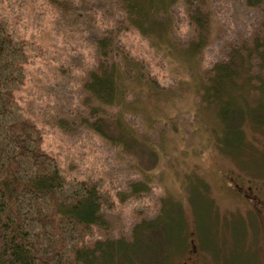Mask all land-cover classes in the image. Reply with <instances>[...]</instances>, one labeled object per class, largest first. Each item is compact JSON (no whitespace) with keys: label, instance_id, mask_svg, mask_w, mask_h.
Returning <instances> with one entry per match:
<instances>
[{"label":"rangeland","instance_id":"1","mask_svg":"<svg viewBox=\"0 0 264 264\" xmlns=\"http://www.w3.org/2000/svg\"><path fill=\"white\" fill-rule=\"evenodd\" d=\"M118 9L119 0H0V18L14 23L20 36L35 34L38 43L63 55L51 64L36 58L18 92L27 115L45 129L44 148L67 176H102L117 202L115 210L102 211L89 245L131 240L137 223L165 219L141 231L146 242L137 253L154 245L162 264H264V210L236 188L250 185L264 203V129L244 121L241 151H223L220 143L229 136L215 106L196 92L200 76L181 58L153 54L137 31L116 24ZM170 12L178 20L177 37L188 38L178 19L182 4L175 2ZM42 13L38 25L35 14ZM211 13L215 37L203 52V66L229 40L243 39L248 27L257 26L264 4L256 10L244 0H212ZM111 27L119 45L143 59L167 92L132 100L138 112L129 103L126 117L124 107L101 103L84 87L98 59L95 39Z\"/></svg>","mask_w":264,"mask_h":264},{"label":"trees","instance_id":"2","mask_svg":"<svg viewBox=\"0 0 264 264\" xmlns=\"http://www.w3.org/2000/svg\"><path fill=\"white\" fill-rule=\"evenodd\" d=\"M177 1L183 13L178 19L189 36L183 40L177 37L178 20L170 12ZM211 2L119 0L116 24L137 31L153 54L181 58L188 72L200 76L196 92L202 103L215 106L229 136L219 145L223 151L238 153L245 139L244 121L264 129V15L256 27H248L246 37L229 40L220 55L203 66V52L215 37ZM244 4L257 10L264 0H244ZM35 19L41 25L43 13L35 14ZM115 32L113 27L102 30L95 39L98 59L84 87L101 103L124 107L126 117L129 103L138 112L132 100L167 92L143 59L119 45ZM36 58L51 64L63 55L38 43L35 34L20 36L14 23L0 18V264H162L163 253L154 245L149 253L137 251L146 242L141 231L165 219L137 223L131 240L109 238L89 245L102 223V211L118 205L102 176H67L59 158L44 148L45 129L27 115L18 97L29 77L28 66ZM171 71L178 74L173 67ZM140 111L149 119L144 109ZM123 114L118 115L119 123Z\"/></svg>","mask_w":264,"mask_h":264},{"label":"flooded vegetation","instance_id":"3","mask_svg":"<svg viewBox=\"0 0 264 264\" xmlns=\"http://www.w3.org/2000/svg\"><path fill=\"white\" fill-rule=\"evenodd\" d=\"M236 188H237V191L240 192L244 197L248 198L249 201H251L253 204H255L259 208H261L260 210H264V209H262L264 207L263 200H261L258 193H255V191L251 190L250 185L245 186V185H241L239 183H236ZM245 188L248 189V191L244 192ZM248 192H250V194H248ZM185 264H187V263H185Z\"/></svg>","mask_w":264,"mask_h":264}]
</instances>
